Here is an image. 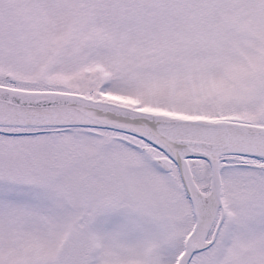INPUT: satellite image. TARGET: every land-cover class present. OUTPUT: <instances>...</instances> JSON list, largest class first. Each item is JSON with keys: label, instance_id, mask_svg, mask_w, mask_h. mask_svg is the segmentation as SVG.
Returning <instances> with one entry per match:
<instances>
[{"label": "snow or ice", "instance_id": "1", "mask_svg": "<svg viewBox=\"0 0 264 264\" xmlns=\"http://www.w3.org/2000/svg\"><path fill=\"white\" fill-rule=\"evenodd\" d=\"M0 264H264V0H0Z\"/></svg>", "mask_w": 264, "mask_h": 264}]
</instances>
